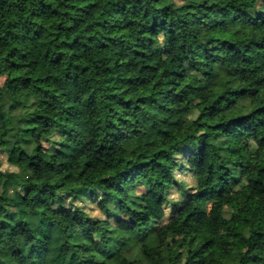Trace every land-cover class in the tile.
<instances>
[{"label":"clouds","instance_id":"9594fccd","mask_svg":"<svg viewBox=\"0 0 264 264\" xmlns=\"http://www.w3.org/2000/svg\"><path fill=\"white\" fill-rule=\"evenodd\" d=\"M76 3L0 0V264H264V90L247 92L264 85V0H100L91 47L114 33L130 61L111 67L85 48L57 63L74 28L30 35L53 9L45 40L61 22L91 32ZM146 62L179 88L161 77L138 103L155 78ZM105 68L146 77L143 90L112 96ZM217 88L247 94L206 107Z\"/></svg>","mask_w":264,"mask_h":264},{"label":"trees","instance_id":"16d2710c","mask_svg":"<svg viewBox=\"0 0 264 264\" xmlns=\"http://www.w3.org/2000/svg\"><path fill=\"white\" fill-rule=\"evenodd\" d=\"M100 0H78V3L73 4L72 8L80 11L83 16H87V12L85 10L91 9L92 10V15L95 17V24L96 27L92 29L91 32L88 31L90 25L87 23H81L80 26L77 28L75 27V22L68 24V25H63L62 22L61 24H56V30L55 33L49 34L48 39L45 40V34L47 33L48 29L52 27V24L54 23V20L57 19L56 17V10H52V15L47 18V22L45 23H40V28L44 29V31H40V29H36L35 31L31 32L30 35L36 37L39 41L42 43H51L52 39H55L56 35H58L61 31L62 28H74L75 32L72 35L70 39H63L62 38V43L64 45L63 51H59L57 55L60 57L59 61L57 63H63L64 57L67 56H75L77 55V50L80 48H85L86 51L90 53V55L93 56V59H103L107 60L109 63V66H115L117 63H129L128 57H123L119 58V48L118 46L114 45L112 42L117 40L118 37L112 33L106 36L103 40H99L98 43H96L95 49H93L91 46L94 43L93 41V35L92 33H95L97 31L103 32L104 31V24L106 23L105 21L100 20V16L103 14L101 10L97 9V5ZM48 7H51L49 4ZM213 7V3L210 2L207 5V8L205 9V12L209 11ZM67 15V13H65ZM33 20L31 21L33 24L38 23L41 21L43 17V13H37L33 12L32 13ZM8 23H13V21H7ZM153 23H155V20L153 19ZM151 27V25H149ZM81 30H83L86 40L85 39H79ZM210 39H220L221 43H226L229 45L234 44V42L231 39H226L224 36L218 35L215 37H210ZM264 43V41L257 40L255 41V45L259 47ZM55 48H59L58 45L54 46ZM116 48V55L118 59L116 61L112 60V55L113 51L112 49ZM213 50V55H215V46H212ZM14 51V50H13ZM51 50L45 48L43 50V55L48 56ZM13 53L10 51L9 55H12ZM134 55H139L140 54V49H134L133 50ZM207 57H205L206 59ZM85 57L83 55L80 56V61H84ZM74 65L76 68H79L83 71L84 75H89V64L88 63H82V62H76L73 61ZM13 67H16L15 61L13 62ZM141 71H154L155 72V78L151 81H147V92L145 95H137L136 96V101L138 103L143 102L144 100L148 99L151 95V91L154 88H157L159 90L158 86L161 85V77H163V84L167 86V90L169 92L172 91L174 87L179 88V83H180V77L175 76L174 74H169L165 75V73L168 71L165 67L161 66L159 68L156 67L155 63L153 62H146L144 66L141 68ZM105 72L107 73L109 82L107 84L108 87H112L113 91L111 93L112 96H117L121 95L123 92H127L129 87H136L137 91L143 90V85L145 83L146 77H136V82H133V77L131 75H128L127 77H120L117 78L114 73L109 72L107 68H105ZM15 78V77H14ZM38 79H41L40 77H37ZM97 78H99V73L97 75ZM28 79H31V77H28ZM48 77H43L42 80H47ZM112 80H117L118 83L122 85V87L117 88L115 84H112ZM125 80L127 81L125 83ZM175 80V83H174ZM245 84L247 85L248 82L245 81ZM252 88L247 89V92H254L256 94H259L262 90H264V85H261L257 83L256 81H252ZM47 90V89H46ZM182 91V89H179ZM214 95L209 96V103L206 105L208 108H212L216 106L217 102H221L223 105L227 106L229 104V101H231L233 104L236 103L237 97L235 96V93L240 92V93H246L245 89L242 88H233V89H214ZM179 94V92H177ZM131 100V96L127 95L124 96V103L128 104ZM260 108H264V104H260L257 106L255 111H259ZM230 119H239V116L236 115H230L224 120H218L217 124L220 123H227L228 120ZM216 125H213L215 127ZM143 163H147V161H142ZM261 259H264L262 257ZM253 264H256V261H253Z\"/></svg>","mask_w":264,"mask_h":264}]
</instances>
